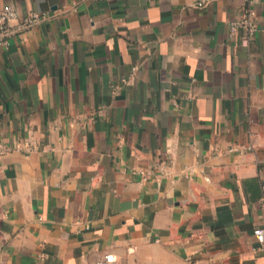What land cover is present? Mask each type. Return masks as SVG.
Returning <instances> with one entry per match:
<instances>
[{
  "label": "crops",
  "instance_id": "crops-1",
  "mask_svg": "<svg viewBox=\"0 0 264 264\" xmlns=\"http://www.w3.org/2000/svg\"><path fill=\"white\" fill-rule=\"evenodd\" d=\"M7 4L0 264H264V0Z\"/></svg>",
  "mask_w": 264,
  "mask_h": 264
},
{
  "label": "built area",
  "instance_id": "built-area-1",
  "mask_svg": "<svg viewBox=\"0 0 264 264\" xmlns=\"http://www.w3.org/2000/svg\"><path fill=\"white\" fill-rule=\"evenodd\" d=\"M212 1L213 0H196V4L203 8ZM252 2L253 0H249V3ZM49 17L50 14L46 11H30L25 15H21L19 10L13 4L5 5L0 11V50L7 49L14 37L25 33L36 25L47 21ZM230 25L232 31L238 27L245 28L246 38L252 37L257 31L256 22L250 11H248L240 20L231 21ZM137 69L138 65H133L130 78H122L121 82L128 83L131 82V80H134ZM115 87L116 86H114L113 89H115ZM16 148L30 151L34 148V146L30 143H26L24 145H18ZM9 149V147H3L2 152ZM247 149H253V145L249 144ZM142 176L143 180L148 179L146 174H143ZM256 237L258 241L264 246V229L258 230L256 232ZM96 264H120V262L114 252L107 251L97 257Z\"/></svg>",
  "mask_w": 264,
  "mask_h": 264
}]
</instances>
